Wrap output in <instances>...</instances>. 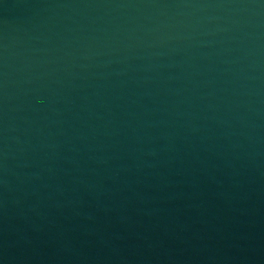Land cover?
Segmentation results:
<instances>
[{
    "label": "water",
    "instance_id": "obj_1",
    "mask_svg": "<svg viewBox=\"0 0 264 264\" xmlns=\"http://www.w3.org/2000/svg\"><path fill=\"white\" fill-rule=\"evenodd\" d=\"M0 264H264V0H0Z\"/></svg>",
    "mask_w": 264,
    "mask_h": 264
}]
</instances>
